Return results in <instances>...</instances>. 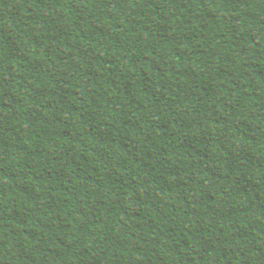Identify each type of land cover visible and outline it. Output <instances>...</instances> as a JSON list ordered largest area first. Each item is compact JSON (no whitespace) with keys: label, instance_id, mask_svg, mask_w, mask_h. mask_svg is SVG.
Listing matches in <instances>:
<instances>
[{"label":"trees","instance_id":"obj_1","mask_svg":"<svg viewBox=\"0 0 264 264\" xmlns=\"http://www.w3.org/2000/svg\"><path fill=\"white\" fill-rule=\"evenodd\" d=\"M0 264H264V0H0Z\"/></svg>","mask_w":264,"mask_h":264}]
</instances>
